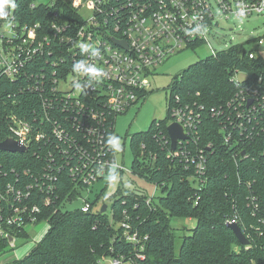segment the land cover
Returning <instances> with one entry per match:
<instances>
[{"label": "built area", "instance_id": "built-area-1", "mask_svg": "<svg viewBox=\"0 0 264 264\" xmlns=\"http://www.w3.org/2000/svg\"><path fill=\"white\" fill-rule=\"evenodd\" d=\"M35 1L13 0L14 7L4 8L7 18H0V86L18 83L17 92L33 94L37 101L29 106V120L8 115L7 138L22 145L21 154L28 157L22 169L2 168L0 163V237L11 247L20 232L28 233V226L37 223L43 207L56 202L62 179L71 182L65 202L82 198L78 208L86 213L96 207L93 200L83 198V191H91L110 167L119 173L127 170L116 161L109 138L114 137L116 116L147 93L150 70L188 47L207 44L215 56L225 49L209 44V31L220 18L241 17V8L245 18L264 14V0ZM21 3L28 10L51 9V19L45 24L22 22L17 11ZM84 9L91 10L89 16L81 15ZM257 42L261 45L263 39ZM81 43L89 45L83 52ZM257 54L264 58L261 51L247 49L248 58ZM80 61L102 71L74 70ZM69 75L73 78L68 81ZM229 80L235 90L218 106L208 108L194 96L178 92L169 98L168 124L180 125L187 138L177 140L171 150L167 133L166 157L177 158L190 170L199 188L208 178L211 150L210 142L205 148L197 143L205 116L217 122L222 143L235 146L234 156L242 151L247 156L245 145L264 134V72L251 79L239 69ZM153 196L154 192L148 195L146 203ZM121 224L125 240L146 238L137 231L126 232L127 222ZM106 264L122 263L113 257Z\"/></svg>", "mask_w": 264, "mask_h": 264}, {"label": "trees", "instance_id": "trees-1", "mask_svg": "<svg viewBox=\"0 0 264 264\" xmlns=\"http://www.w3.org/2000/svg\"><path fill=\"white\" fill-rule=\"evenodd\" d=\"M18 9L22 22L45 24L52 15L51 9L43 6L28 10L21 3ZM239 69L251 79L264 72L263 56L248 58L245 42L188 66L179 81L173 82L172 93L192 95L208 108L218 106L234 92L229 77ZM17 86L12 82L0 86V141L9 136L8 115L15 113L29 120V106L37 102L35 95L17 92ZM7 94L10 98L5 97ZM166 127L164 120H153L147 131L134 134L131 140L133 172L160 187L161 194L148 203L144 192L122 194L112 202L110 220L106 212L96 209L86 213L78 207L66 209L69 201L65 202L64 195L71 182L64 178L56 202L44 206L38 217L37 223L47 224L45 233L23 257L10 263L106 264L117 257L122 264H264V134L245 145L247 156H234L235 146L223 144L217 122L205 116L197 143L205 148L210 142L211 150L207 152L208 178L199 188L190 170L184 169L177 158L166 157ZM27 158L26 154L0 151L2 168L22 169L28 165ZM172 217L196 220L191 234L182 237L178 248L170 224ZM229 220L237 222L248 245L237 240L228 227ZM121 221L129 224L126 232L137 231L146 238L139 242L125 240ZM17 236L27 239L28 233ZM8 245L7 239L0 237V254L12 249Z\"/></svg>", "mask_w": 264, "mask_h": 264}, {"label": "rangeland", "instance_id": "rangeland-1", "mask_svg": "<svg viewBox=\"0 0 264 264\" xmlns=\"http://www.w3.org/2000/svg\"><path fill=\"white\" fill-rule=\"evenodd\" d=\"M49 0H36V3L47 2ZM91 10L81 11L83 17L90 15ZM209 44L216 50H223L238 43H246L247 49L259 50L264 55V14L254 15L249 18L231 17L229 19L220 18L217 24H214L209 31ZM258 38L263 39V44L259 45ZM211 52L207 44L195 47H188L171 56H168L163 63L150 70L147 77L150 85L145 95L137 101L126 112L120 113L115 118L114 123V152L115 159L127 170L117 172L115 168L110 167L104 174V178L98 180L91 191H83V198L94 200L96 211L104 203L107 205L106 214L111 219V205L114 199H118L122 194L130 191L144 192L147 195L161 194L160 187L155 190V184L147 180L146 177L134 173L132 162L134 154L131 149V140L134 134L145 132L150 128L153 120H164L167 124L169 97L172 94V84L179 81V76L190 65L210 56ZM73 75L68 76V81ZM177 85V84H176ZM178 86V85H177ZM139 158V162L142 163ZM119 191L116 193V190ZM101 190L104 191L101 193ZM116 193V194H115ZM101 194V195H100ZM82 198L74 199L65 204L66 209L78 207ZM173 232L176 236V247L178 248L182 237L191 234V229L196 225V220L184 217H172L170 220ZM115 226L119 224L114 222ZM47 229L46 223H35L28 226V238L16 237L14 246L7 253L0 256V264H11L12 260L24 256L38 242ZM15 250V253H14ZM16 255L13 257V255Z\"/></svg>", "mask_w": 264, "mask_h": 264}, {"label": "water", "instance_id": "water-1", "mask_svg": "<svg viewBox=\"0 0 264 264\" xmlns=\"http://www.w3.org/2000/svg\"><path fill=\"white\" fill-rule=\"evenodd\" d=\"M118 44H121L123 47L126 48V45L123 42H118ZM167 129V133L168 136L170 138V146H171V150H173L175 148L176 142L179 139H185L187 138V136L183 133L182 128L180 125H178L177 123H170L167 125L166 127ZM25 148L20 145L17 141L13 140L12 138H6L2 141H0V151H4V152H24ZM244 151L241 152V154H243ZM107 208L106 204H102L99 211L100 212H105ZM228 227L232 230V232L234 233L235 237L237 238V240L243 244V245H248L249 241L246 238V236L244 235V233L241 231V228L239 227V225L237 224V222L233 221L230 222L228 224ZM11 239V238H9Z\"/></svg>", "mask_w": 264, "mask_h": 264}, {"label": "clouds", "instance_id": "clouds-1", "mask_svg": "<svg viewBox=\"0 0 264 264\" xmlns=\"http://www.w3.org/2000/svg\"><path fill=\"white\" fill-rule=\"evenodd\" d=\"M5 6L12 8L14 7V3L13 0H0V18H7L8 13L4 11ZM238 15H240L241 17L244 16V11L241 8L238 12ZM89 47L88 44L85 43H81L80 44V49L81 52H83L85 49H87ZM74 70H83L84 72H89V71H102L101 69H97L95 68V66H87L86 62L84 61H80L77 64H75L74 66ZM77 88H79V84L76 85ZM114 137H110V141L113 139Z\"/></svg>", "mask_w": 264, "mask_h": 264}]
</instances>
